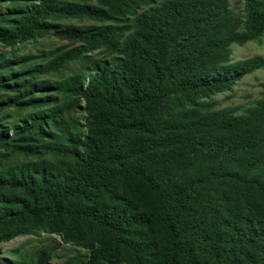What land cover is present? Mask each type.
Masks as SVG:
<instances>
[{"label":"trees","instance_id":"16d2710c","mask_svg":"<svg viewBox=\"0 0 264 264\" xmlns=\"http://www.w3.org/2000/svg\"><path fill=\"white\" fill-rule=\"evenodd\" d=\"M263 34L264 0H0L1 45L70 43L0 53V244L57 234L80 248L60 264H264V82L239 112L212 100L264 67L231 59ZM18 249L0 264L51 255Z\"/></svg>","mask_w":264,"mask_h":264},{"label":"rangeland","instance_id":"374dc122","mask_svg":"<svg viewBox=\"0 0 264 264\" xmlns=\"http://www.w3.org/2000/svg\"><path fill=\"white\" fill-rule=\"evenodd\" d=\"M229 6L233 8L235 12L240 13L242 0H229ZM69 47L70 43L67 40L50 35L38 38L34 41L27 40L19 42L13 47L0 44V53L4 52L6 54H17L20 56L39 54L42 55L43 60L46 61L50 58L49 52L53 51L55 48L66 49ZM257 55L264 56V34L259 40L247 41L242 45L231 44L232 60L249 58ZM96 57L102 58V55L97 54ZM77 67V64H70L59 73L48 75L47 78L56 80L61 75L65 76L72 73ZM263 82L264 67L244 75L232 84L229 89L212 95V100L215 101L214 108L237 107V112H239L241 108L248 106L254 99L260 96V91L262 89L261 83ZM74 116L80 118L81 113H74ZM13 248H19L18 252L24 254L25 260L30 258L35 259L37 251L41 249L48 250L51 255L43 264H60L65 258L72 256L80 249L70 242L60 241L57 234L49 235L43 240L42 237L37 238L30 235H17L0 244V256L6 257L4 253H8V250Z\"/></svg>","mask_w":264,"mask_h":264}]
</instances>
